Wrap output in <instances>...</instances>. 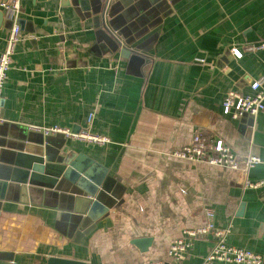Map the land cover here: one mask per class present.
<instances>
[{"label":"crops","instance_id":"obj_1","mask_svg":"<svg viewBox=\"0 0 264 264\" xmlns=\"http://www.w3.org/2000/svg\"><path fill=\"white\" fill-rule=\"evenodd\" d=\"M80 2L20 0L21 34L3 85L0 139L40 140L29 126L54 125L107 136L102 146L48 140L112 172L116 203L74 242L88 195L77 188L23 194L18 184L0 180V264H44L50 256L87 264H199L211 234L196 236L183 261L170 259L168 249L185 239L186 229L203 224L205 207L213 209L217 227L231 224L229 244L263 256L264 188H246L238 170L173 152L200 131L240 160L258 156L247 178H264V110L233 118L221 105L228 91L249 94L250 83L264 76V48L246 49L264 42V0H176L172 13L139 37L133 34L144 18H117L114 34L105 17L111 35L102 25L101 1ZM8 29L3 13L0 52ZM114 36L129 55H120ZM137 238H150L148 248L133 245Z\"/></svg>","mask_w":264,"mask_h":264},{"label":"water","instance_id":"obj_2","mask_svg":"<svg viewBox=\"0 0 264 264\" xmlns=\"http://www.w3.org/2000/svg\"><path fill=\"white\" fill-rule=\"evenodd\" d=\"M5 1L7 0H2V2ZM88 1L92 3L99 0ZM100 1L102 4L100 12L102 25L109 34H116L115 31H118V27L115 25L117 18L139 16L146 20V24L133 34L135 37H139L142 32L148 31L149 27L153 25L157 26L163 20L162 18L171 14V6L176 0ZM76 2H80V0H59V4L62 6H70ZM2 16L3 11L0 10V17ZM105 17L109 19L108 24L114 29L113 33L108 29ZM137 18L127 22L130 25ZM115 41L120 48L122 57L130 54V49L121 40L115 37ZM39 136L40 140L28 138L18 142L9 141L7 138L0 139V146L6 148V150L0 151V180L18 184L20 192L23 194L33 191L42 193L44 189L74 194L77 193L75 192V188H77L80 193L88 195L90 201L73 236V241L79 242L83 236L88 235L95 228L97 220L116 203V199L111 194L114 184L112 172H107L106 168L84 153L65 152L63 150L64 143L58 146L50 144L48 139L51 137H61L65 140L66 138L61 133L44 135L39 132ZM237 160L241 161L239 158ZM242 207L243 204L239 208L240 212ZM150 242V238H137L131 241L139 249L148 248ZM44 264H87V262L50 256ZM261 264H264V254Z\"/></svg>","mask_w":264,"mask_h":264},{"label":"built area","instance_id":"obj_3","mask_svg":"<svg viewBox=\"0 0 264 264\" xmlns=\"http://www.w3.org/2000/svg\"><path fill=\"white\" fill-rule=\"evenodd\" d=\"M0 8L9 21V29L3 50L0 52V103L2 100V91L7 71L10 67L12 55L16 43L21 34L19 23L20 0L0 1ZM264 48V42L254 43L246 46L247 50H259ZM234 55L240 56V52L232 49ZM197 61H202L197 58ZM251 93L240 94L236 91H228L221 102L224 114L235 118L242 114L256 116L264 110V76L253 80L250 83ZM92 120V114L88 116L87 127L89 128ZM4 120L0 113V123ZM35 132L44 135L61 133L67 139L84 141L94 145H105L109 138L105 135L90 133L89 129L73 131L69 128L57 125L50 127L29 126ZM173 155L192 161H202L211 165L223 166L232 170H238L245 175L244 186L246 188L260 189L264 188V178L250 180L247 173L251 168L261 162L256 155H248L243 160H237V156L222 140L214 139L196 131L188 144L182 146L179 150L173 152ZM203 224L186 229L183 238L173 240L168 249V257L175 261H183L190 250L193 239L200 234H211L214 242L210 250L201 258L199 264H261L262 254L253 252L249 249L241 248L227 242V235L230 232L231 224L224 228H219L214 222V211L209 207L204 208ZM143 264H164L162 260H151Z\"/></svg>","mask_w":264,"mask_h":264}]
</instances>
